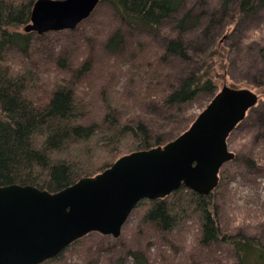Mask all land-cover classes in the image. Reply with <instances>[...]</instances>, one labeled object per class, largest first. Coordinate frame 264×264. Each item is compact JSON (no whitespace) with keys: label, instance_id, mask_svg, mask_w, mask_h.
I'll list each match as a JSON object with an SVG mask.
<instances>
[{"label":"rangeland","instance_id":"1","mask_svg":"<svg viewBox=\"0 0 264 264\" xmlns=\"http://www.w3.org/2000/svg\"><path fill=\"white\" fill-rule=\"evenodd\" d=\"M238 3L239 0H185L184 7L164 21L155 35L125 25L106 4L100 3L90 18L74 30L33 33L27 60L42 70L48 89L52 88L56 75L67 80L75 74L84 92L95 93L106 86L119 103L126 102L132 109L130 121L163 119L164 124H155V132L166 140L180 129L185 131L212 97L199 94L185 105L184 119L169 123V108L159 101L143 99L148 79L142 82L131 75L133 63L150 68L157 64L162 75L148 81L149 86L157 87L161 85L158 83L177 80L198 70L209 57L216 76V93L223 86L247 88L264 100V89L262 92L259 88L260 85L264 88V58L258 54L264 48V6L253 13H240ZM188 11L191 20L179 29L178 24ZM116 29L121 31L123 40L110 49L107 41ZM177 39L188 52V59L182 60L165 50L169 40ZM8 51L17 52L13 47ZM228 53L235 54L229 63ZM83 65L86 70L79 75L76 70ZM95 103L90 123H100L103 116L101 104ZM255 119H247L236 127L227 144L235 155L262 160L260 168L251 172L225 163L221 169L233 168V176L214 206L218 208L216 214L224 233L253 236L264 246V130L260 127L262 122ZM253 128L255 133L251 132ZM157 231L152 224L143 223L141 209L134 208L119 237L89 233L79 246L63 253L53 264H240L230 246L202 244L199 240L202 229L195 215H190L171 233Z\"/></svg>","mask_w":264,"mask_h":264},{"label":"trees","instance_id":"2","mask_svg":"<svg viewBox=\"0 0 264 264\" xmlns=\"http://www.w3.org/2000/svg\"><path fill=\"white\" fill-rule=\"evenodd\" d=\"M35 1L0 0V186L29 185L54 193L81 178L99 174L123 155L164 145L184 131L185 128L180 129L176 135L163 140L155 132V124H164L163 119L130 121L133 111L126 102L119 103L106 86L95 93L80 90L81 82L76 74L67 80L56 75L52 88L48 89L42 70L27 60L33 33L23 32V27L30 21ZM100 3L106 4L125 25L155 35L164 21L184 7L185 0H101ZM262 6L264 0H239L238 10L253 13ZM191 16L190 11L186 12L178 28L183 29ZM122 40L121 31L116 29L107 46L116 48ZM11 47L17 52H9ZM165 50L182 60L189 58L181 40H169ZM258 54L264 58V48ZM230 57L233 59L235 54L226 55L228 63ZM211 62L208 57L198 70L177 80L158 83L161 85L157 87L154 83L153 87L148 85L151 78L162 75L157 64L152 69L133 63L131 75L142 82L148 79L145 84L148 91L143 99L159 101L169 108L168 119L173 124L184 119L185 105L199 94L213 97L216 93ZM82 70H86V65L76 71L79 74ZM259 88L263 92V86ZM260 99L259 96L258 103L238 126L256 118L264 130V100ZM98 101L103 110L101 122L90 123L91 111ZM251 132L255 133L256 129ZM260 161L253 156L236 154L229 163L253 172L260 168ZM232 169H220L217 187L206 196L181 186L162 199L141 200L135 208L141 209L142 222L152 224L160 233L173 232L190 215H195L202 229L199 240L204 246L223 243L232 248L240 264H264V246L258 239L241 233L227 234L220 227L218 208L214 205L232 178ZM81 239L42 264L57 263L63 253L79 246Z\"/></svg>","mask_w":264,"mask_h":264},{"label":"water","instance_id":"3","mask_svg":"<svg viewBox=\"0 0 264 264\" xmlns=\"http://www.w3.org/2000/svg\"><path fill=\"white\" fill-rule=\"evenodd\" d=\"M100 2L36 0L23 32L74 30ZM258 100L250 89L223 86L176 138L123 155L93 177L54 193L0 186V264H42L92 232L117 238L138 202L181 186L208 195L222 165L235 157L227 138Z\"/></svg>","mask_w":264,"mask_h":264}]
</instances>
